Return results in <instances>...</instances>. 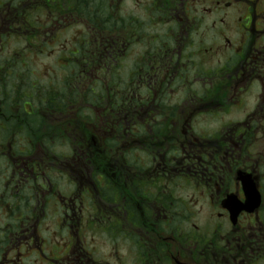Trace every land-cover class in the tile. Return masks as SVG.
I'll return each mask as SVG.
<instances>
[{
  "label": "flooded vegetation",
  "instance_id": "flooded-vegetation-1",
  "mask_svg": "<svg viewBox=\"0 0 264 264\" xmlns=\"http://www.w3.org/2000/svg\"><path fill=\"white\" fill-rule=\"evenodd\" d=\"M79 3L0 0V28L40 50L64 20L84 48L96 34L55 84L25 70L35 46L0 62V264H115L95 229L132 264H254L261 211L233 223L225 202L249 173L264 203V0Z\"/></svg>",
  "mask_w": 264,
  "mask_h": 264
},
{
  "label": "rangeland",
  "instance_id": "rangeland-1",
  "mask_svg": "<svg viewBox=\"0 0 264 264\" xmlns=\"http://www.w3.org/2000/svg\"><path fill=\"white\" fill-rule=\"evenodd\" d=\"M112 0H109V8L111 5ZM24 3H27L28 0H24ZM36 12L32 13V19L37 20V24L41 27L47 24L45 20L46 13L42 7V2L37 3V7H35ZM63 24L64 25V32H63ZM76 28H79V26L73 25L69 21H63L61 25H58V27H53L49 34H55L54 39L50 40V46L47 49L40 50L43 47L41 45L40 41H38L36 44L31 43L27 40H23L21 38L13 37L10 34H8V29L0 28V62H6L10 61L11 63L15 61L10 57L12 55V50L18 49L19 47L24 46H35L36 52L32 57V62L30 63V68H26L27 72L34 73L33 76L37 79H42L45 83H49L50 81L55 84L59 82L60 80H63L65 76V73H68L70 76L71 74H74L76 70H80L84 67L85 60L90 62V58H88V53H90L92 50V45H94V39L96 34H92L90 36L91 39V47H83L79 43L81 42L80 38H77V32ZM80 37V36H79ZM86 40H84L85 42ZM61 46H63L61 48ZM77 48L81 50L80 53L77 55H72V52H76ZM63 52V56L61 55V52ZM67 53V57L69 58V65L68 69L65 70L63 68H60V66L65 62L64 58ZM77 60H81V63L78 65H75L74 63L77 62ZM21 70V71H25ZM95 79H97L96 73L92 75ZM214 127V125H212ZM7 150L8 147H5ZM55 152L59 153V150H55ZM63 152H66L67 154L70 153L69 147H65L63 149ZM208 214V213H207ZM196 222L198 224H208L209 220L206 218L205 213H201L197 218ZM87 240L90 241V243L93 245V249L96 252V257L99 259V261L102 260H108L114 261L115 264H132L131 257L129 255L128 246L126 245L123 237H119L118 241L115 243V245H112L110 243L108 232L103 231L100 229H95L93 231H89L86 236ZM111 250L113 252V257L111 256Z\"/></svg>",
  "mask_w": 264,
  "mask_h": 264
},
{
  "label": "trees",
  "instance_id": "trees-1",
  "mask_svg": "<svg viewBox=\"0 0 264 264\" xmlns=\"http://www.w3.org/2000/svg\"><path fill=\"white\" fill-rule=\"evenodd\" d=\"M80 3L78 4L82 8H87L88 5L94 6L95 15L99 13L101 16L107 14L108 0H77ZM262 252L258 255L257 258L253 261L254 264H264V242Z\"/></svg>",
  "mask_w": 264,
  "mask_h": 264
},
{
  "label": "water",
  "instance_id": "water-1",
  "mask_svg": "<svg viewBox=\"0 0 264 264\" xmlns=\"http://www.w3.org/2000/svg\"><path fill=\"white\" fill-rule=\"evenodd\" d=\"M248 193H249V200H251L252 202H254V201H258V197H259V195H258V197L256 196H254V191L253 190H250L249 188H248ZM259 200H260V197H259ZM243 207H246V206H243Z\"/></svg>",
  "mask_w": 264,
  "mask_h": 264
}]
</instances>
